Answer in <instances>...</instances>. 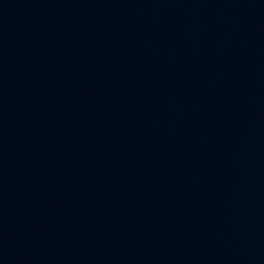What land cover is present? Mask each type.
Returning <instances> with one entry per match:
<instances>
[{
  "label": "water",
  "instance_id": "95a60500",
  "mask_svg": "<svg viewBox=\"0 0 264 264\" xmlns=\"http://www.w3.org/2000/svg\"><path fill=\"white\" fill-rule=\"evenodd\" d=\"M0 264H264V0H0Z\"/></svg>",
  "mask_w": 264,
  "mask_h": 264
}]
</instances>
